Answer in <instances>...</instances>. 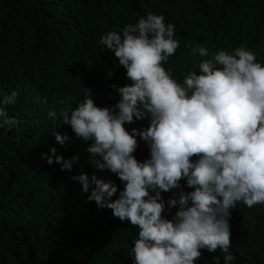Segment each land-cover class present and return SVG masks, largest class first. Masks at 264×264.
I'll return each instance as SVG.
<instances>
[{
  "label": "trees",
  "instance_id": "obj_1",
  "mask_svg": "<svg viewBox=\"0 0 264 264\" xmlns=\"http://www.w3.org/2000/svg\"><path fill=\"white\" fill-rule=\"evenodd\" d=\"M0 264H264V0H0Z\"/></svg>",
  "mask_w": 264,
  "mask_h": 264
}]
</instances>
